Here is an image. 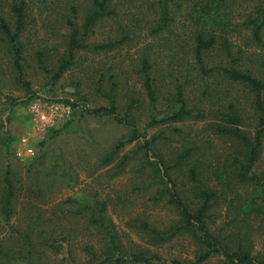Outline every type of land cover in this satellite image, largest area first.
<instances>
[{"label": "rangeland", "instance_id": "rangeland-1", "mask_svg": "<svg viewBox=\"0 0 264 264\" xmlns=\"http://www.w3.org/2000/svg\"><path fill=\"white\" fill-rule=\"evenodd\" d=\"M66 1L46 0L40 3L39 0H31L34 23L21 35L24 43L22 79L26 87L15 82L11 56L0 42V173L4 165L3 161L8 160L23 186L22 190H25V193H20L16 213L9 222L2 220L0 215V250L9 251V255L20 250L19 239H13L17 234L15 230L23 228L32 220V217H36L37 214L32 211L33 208L42 213L41 217L47 221L48 225L58 224L62 232L69 233L72 256H67L66 242L63 240L60 241L63 244L62 247L55 250L56 252L35 247L36 252L32 254L31 262L47 264H55L61 260L64 262L71 260L72 264L87 262V255L80 250L82 244L84 242L91 244L93 249L99 252L103 244L100 239L103 232L97 233L95 228L86 224L85 213H73L74 205L64 200L68 197L87 199L92 195L95 200L104 201L106 204L105 215L112 224V231L115 232L120 252L131 253L140 249L157 254L163 262H170L173 259L192 260L199 250V245L189 232L180 230L168 240L156 243L147 241L144 232L138 226L140 218L145 219L158 230H162L178 224L180 219L175 208L168 203V197L165 194H159L162 187L161 179H159L161 173L148 161L155 159L156 156L153 153L169 158L176 149L187 143L195 147L208 143L214 151L221 154L228 149L229 144L224 139L211 134L207 129L211 120L210 109L217 108V103L227 101L222 98V94L226 91L224 87H229L231 93L226 95L230 97L233 94L235 98L236 110L243 121L241 127L252 131L258 114L252 104L253 96L240 84L234 82L228 85L224 80L221 81L224 90L219 96L213 98L214 102L209 96H201L196 71L190 70L185 76L188 78V82L184 83L185 98L189 106H193L197 98H203L200 106L202 110H205L204 118H190L181 122L168 123L169 127L179 128L182 132L173 134L174 139L169 142L156 139L153 153L148 151L144 154V147L140 146L142 137H139L138 140L127 143L119 149L111 163L95 170V166L100 165L98 162L100 158L112 149L116 140L128 133L127 127L116 124L111 118L95 117L86 113L90 109L107 105L106 97L99 92V90L105 91L107 87V75L112 74L118 84L117 101L119 99L120 102H125L123 92L133 89L139 91L143 97L139 74L135 68L139 66L142 53L149 52L150 57H154L152 60L157 67L156 75L161 78V82H158L160 85L156 88L159 90L157 106L162 110L170 104L174 92L173 84L175 82L183 84V68L179 65L175 66L176 56L171 55L174 54L172 48L175 51L179 48L176 42L167 40L172 43L168 44L165 39L166 34L150 35L145 25L146 21L152 22L154 16L149 6L150 0H126V10L118 6L120 11L118 19L125 20L132 14L138 15L141 18V26L138 27L136 34L120 47L107 53L79 51L77 59L71 66L58 75H53L54 68L64 50L65 34L68 31L65 17L69 13H62L65 10ZM71 1L79 5L82 2V0ZM255 1H234L232 8L236 10L237 21H243V15L252 11V4ZM185 3H182L180 11L174 15L176 32L181 40H186L187 35L181 27V21L184 18L181 14L184 13ZM76 13L78 25H81L82 8L78 7ZM183 22L184 26H188L186 20ZM116 25V21L112 19L103 20L96 26L90 41L98 42L97 40L103 39L107 32H115ZM262 34L264 38V29ZM249 36V30L240 24L232 39L235 41V46H240L246 55V58L240 61L241 67L247 68L255 77H259L264 64V48L253 44ZM172 39L175 40V38ZM149 42L152 43L151 48L147 49L146 43ZM36 51H42L45 56L43 66L35 60ZM217 51L213 49L206 56L208 64L211 65L218 60ZM260 59L262 64L258 61ZM167 69L170 72L173 69V75ZM53 103L69 104L72 110L69 115L56 118L53 124H39L31 112V107L36 105L34 107L44 108V104ZM136 115H138L136 124L140 131H143L147 120L146 108L142 106L136 111ZM65 120L67 121L64 122ZM168 124L148 126L145 135L150 137ZM5 131L6 134H4ZM42 143L45 144V148ZM25 145L32 148V156L34 154L38 156L36 162L29 161L31 155L20 157L16 155V151L21 150ZM262 149L255 168L258 173L264 175V145ZM123 154H128L124 167L118 171L119 173L108 175L107 169L117 163ZM210 161H213L212 157ZM53 164L67 166L75 173V179L65 180L62 185L55 186L51 191L43 190V197L37 198V193L29 197L28 192L38 188L36 184L43 187V180L47 176L45 173ZM239 193L240 198L247 195L243 189H239ZM182 195L192 205L194 199L189 192H183ZM231 196L232 193H228L224 200H220L217 206L211 209L210 214L214 220H208L209 229L215 234L220 230L225 233L231 230L233 234L240 232L251 252L259 254L263 250L264 211L244 218L238 213L237 207L229 203ZM232 217L236 218L235 222ZM15 256L12 257L11 263L0 256V264H26L22 263V259L19 260V255L15 254ZM204 264H224L222 255L213 256Z\"/></svg>", "mask_w": 264, "mask_h": 264}, {"label": "trees", "instance_id": "trees-1", "mask_svg": "<svg viewBox=\"0 0 264 264\" xmlns=\"http://www.w3.org/2000/svg\"><path fill=\"white\" fill-rule=\"evenodd\" d=\"M39 1L44 3L46 0ZM125 1L82 0L79 5V3L67 0L64 3L65 10L62 13H69L65 17L68 31L65 34L64 50L54 68L53 75H58L71 66L77 59L79 51L107 53L120 47L122 43L130 40L131 36L136 34L138 27L141 26V18L138 15L132 14L125 20L118 19L120 12L118 6L127 9ZM234 1L150 0L149 6L154 16L152 22L146 21L145 25H147L150 35L166 34V42L167 40L176 42L179 48L176 51L172 48L174 54L171 55L172 57L176 56L175 66L179 65L183 68V84L178 82L173 84L174 92L170 104L160 110L157 106L159 90L156 87L160 85L161 78L156 75L157 67L152 60L154 57L151 58L150 53L145 51L141 55L139 66L135 68L139 74L143 97L139 91L133 89L123 92V97L126 98L125 102H120L119 99L117 101L118 84L113 75L109 74L105 91L99 90L106 97L107 105L86 112L95 117L111 118L116 124L128 128L126 136L116 140L112 149L100 158L98 161L100 165L95 166L96 170L111 163L119 149L127 143L138 140L139 137H142V141H139H141L140 146L144 147V154L148 151L153 153L156 139L166 142L173 140V134H180L182 131L179 128L169 127L168 123L181 122L190 118H204L205 110H202L200 106L203 98H197L193 106H189L187 98H185L184 83L188 82V78L185 76L189 74L190 70L196 71L202 97L209 96L214 101L213 98L219 96L222 90H226L222 94V98L227 101L217 103V108L213 106L214 108L209 111L211 120L207 129L214 136L228 142V149L219 154L208 143L196 147L187 143L176 149L169 158L153 153L156 156L155 159L148 161L161 173L159 179H161L162 187L159 194H165L168 197V203L175 208L180 219L178 224L168 229L158 230L157 227L140 218L138 226L144 232L147 241L156 243L168 240L180 230L189 232L199 245L194 259H173L170 262H163L157 254L140 249L131 253L120 252L115 232L112 231V224L105 215V202L97 201L91 195L87 199L68 197L64 200L74 205L73 213H85L86 224L95 228L97 233L103 232V236L100 237L103 244L99 252L94 250L91 244L84 242L80 250L87 255L88 260L73 264H151L154 262L155 264H204L211 257L219 255H222L224 264H264V240L262 241L263 250L259 254H253L244 243L240 232L233 234L231 230L228 233L220 230L215 234L210 231L208 222V220H214L210 214L211 209L217 206L220 200H224L228 193H232L229 203L236 206L238 213L242 214L244 218H248L251 214L258 215L260 211H264V175L258 173L255 168L264 145V64L261 59L258 60L262 64L259 77H255L247 68H242L240 61L245 59L246 55L240 46H235V41L232 39V36L237 32L238 25L241 24L249 30V40L259 48H264L262 34L264 0L253 2L252 11L245 13L241 22L235 18L236 10L232 8ZM52 2L54 5V1ZM182 3H185V6L184 13L181 14L184 17L181 27L187 33L186 40H181L178 37L174 16L180 11ZM78 7H81L83 12L81 25H78L76 19ZM31 10V0H0V42L3 43L11 56L15 82L25 87L26 83L22 79L24 43L21 40V35L27 27L34 23ZM51 10H54L53 7ZM106 19L116 21L115 32L109 31L104 34L103 39L91 42L90 38L95 33L96 26ZM184 20L187 21L188 26H184ZM171 41L167 43L172 44ZM151 44L150 42L146 43V48L150 49ZM213 49L218 50L219 56L218 60L210 65L206 56ZM35 60L43 66L45 56L42 51L35 52ZM191 60L192 62H190ZM172 72L173 69L171 72L169 70L171 75H173ZM224 80L228 85L236 82L252 94V104L255 112L258 113L252 131L241 127L242 117L236 110L233 94L230 97L226 95V93H231L230 88L224 87L223 89L221 81ZM142 106L146 108L147 120L143 131H140L136 124L138 118L136 111ZM165 124L168 125L161 127L150 137L145 135L148 126ZM42 146L46 147L43 143ZM210 157L213 158L212 162ZM127 158L128 154H123L117 163L107 169L108 175L119 173L118 171L124 167ZM37 160L38 156L34 154L31 155L29 161L34 163ZM3 163L0 173V215L2 220L9 222L16 213L20 193H25V190H22L23 186L10 167V162L4 160ZM45 174L47 176L43 180V187L36 184L41 189L29 191V197L34 196L35 193L38 195L37 198L43 197V190L51 191L55 186L62 185L63 181L75 179V173L67 166L63 167L62 164L58 166L53 164ZM47 178L49 179L47 180ZM239 189L245 190L247 195L240 198ZM183 192H189L193 197L192 205L186 201L182 195ZM118 197L121 199L120 196ZM32 211L37 214L36 217H32V220L26 223L23 228L15 230L17 234L13 239H19L20 250L14 253L10 252L11 255H19V260L22 259V263L47 264L31 262L32 254L36 252L35 247L55 251L62 247L63 244L60 241L64 240L66 242L65 252L67 256L71 257L69 233L62 232L58 224L48 225L47 221L41 217V212L39 213L33 208ZM232 219L234 222L236 221L235 217ZM11 227L15 228L16 226ZM243 235L245 236V234ZM11 255L5 249L0 250V256L8 259L9 263L13 259ZM72 260L74 261L75 258ZM55 264H72V262L71 260L68 262L61 260Z\"/></svg>", "mask_w": 264, "mask_h": 264}, {"label": "built area", "instance_id": "built-area-1", "mask_svg": "<svg viewBox=\"0 0 264 264\" xmlns=\"http://www.w3.org/2000/svg\"><path fill=\"white\" fill-rule=\"evenodd\" d=\"M31 107V112L35 116V120L41 125H50L53 124V121L62 116V115H69L71 112V107L69 104H62V103H53V104H44V108L40 107ZM32 148L26 147L22 148L21 150L16 151V155L20 157L32 155Z\"/></svg>", "mask_w": 264, "mask_h": 264}]
</instances>
